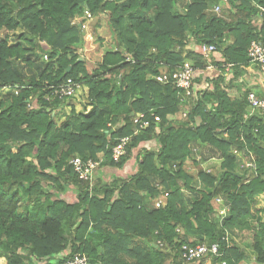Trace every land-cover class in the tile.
Returning <instances> with one entry per match:
<instances>
[{"label":"trees","instance_id":"1","mask_svg":"<svg viewBox=\"0 0 264 264\" xmlns=\"http://www.w3.org/2000/svg\"><path fill=\"white\" fill-rule=\"evenodd\" d=\"M211 1L0 0V90L23 87L0 100V259L65 264L82 254L90 264H165L167 252L153 245L161 240L175 251L184 244H218L224 255L211 264H264V241L254 244L251 262L228 235L251 216L259 229L254 238L264 239L256 207V196L264 194V113L245 119L252 88L240 83L250 65L261 76L248 49L254 40L264 45V0H229L233 10L221 15L210 12L219 0ZM87 10L98 19L106 14L114 29L112 48L94 66L77 52ZM191 41L216 45L215 57L208 62L191 51ZM186 61L197 70L194 87L208 85L196 103L182 106L178 89L155 77ZM227 64L234 68L225 78L221 67ZM68 80L88 88L91 106L72 108L60 123L67 100L46 98ZM138 114L149 121L146 129L134 123ZM126 136L132 142L117 163L113 148ZM149 141L158 149L143 146ZM198 143L210 146L211 155L201 161L192 150ZM235 147L255 154L252 178L237 172ZM100 155L99 167L112 168L135 157L137 171L110 184L96 180L91 188L70 162H99ZM214 155L223 162L207 174L201 163ZM191 159L198 174L187 170ZM181 185L194 192L192 202ZM70 186L77 189L75 203L61 198ZM164 192L166 204L149 211L146 201ZM217 198L229 207L225 218L218 216Z\"/></svg>","mask_w":264,"mask_h":264},{"label":"built area","instance_id":"2","mask_svg":"<svg viewBox=\"0 0 264 264\" xmlns=\"http://www.w3.org/2000/svg\"><path fill=\"white\" fill-rule=\"evenodd\" d=\"M222 11L221 6H215L213 9L214 13L219 14ZM93 18L92 14L87 10L85 12L84 20L85 22L81 23L80 26L83 30L87 29V24ZM87 22V23H86ZM199 52L201 55L208 59L217 52V46L214 44L203 43L199 46ZM248 56L253 63H255L261 73L262 85L264 88V45L261 41H252L248 49ZM45 59H48V56L45 55ZM224 70V77H229L233 71L234 64H227L221 67ZM219 69L218 71L220 72ZM207 70H215L213 65H209ZM207 72V71H206ZM197 74V70L194 67L191 61H186L182 66H179L174 72H162L155 77V80L164 85H171L178 89V96L180 97V102L188 104L190 101L197 102L200 96V92L203 87H194V80ZM83 84L76 82L74 80H68L67 82L60 84L55 87H51L50 93L47 96V101L57 100H69L79 94L83 89ZM14 88H18L17 86ZM198 88V89H197ZM248 102L250 104V110L245 119H248L256 110L264 113V94L258 95L256 92H250L248 94ZM188 106H194L188 105ZM184 119L188 118V110L183 114ZM159 117H155V122H158ZM134 123L140 126L141 129H146L149 126V121L146 120L145 114H138L135 118ZM133 136H126L120 138L118 143L113 148L112 156L115 162H119L124 156L128 153V148L132 142ZM193 153L197 157L198 161L202 160L200 155V148L194 147ZM70 164L74 167V170L80 177V179L90 183V187H93V173L100 163L93 160H84L81 157H76L71 160ZM202 168L204 163H201ZM255 166V165H254ZM210 173V171H209ZM169 197L168 193L164 194V197L159 199L156 203V207L160 208L166 204V198ZM217 203H222L221 198H217ZM224 203V202H223ZM227 214L229 212V207L226 206ZM223 218V214H220ZM220 216V217H221ZM157 234V232H156ZM157 247L160 249H167L166 243L164 241L158 240L156 242ZM179 254L181 256L182 262L184 264H196L197 262L206 261L205 264H210L211 260L216 258H222L224 252L221 250L218 244L208 245V244H198V245H189L184 244L179 249ZM65 264H90L89 258L86 255L76 254L74 257L70 258L65 262Z\"/></svg>","mask_w":264,"mask_h":264},{"label":"rangeland","instance_id":"3","mask_svg":"<svg viewBox=\"0 0 264 264\" xmlns=\"http://www.w3.org/2000/svg\"><path fill=\"white\" fill-rule=\"evenodd\" d=\"M211 2H213V0ZM222 7H223L222 11L218 15L223 14L224 11L229 12L232 10V7L227 8L228 7L227 5H223ZM211 12H213V11H211ZM232 13H233V11H232ZM107 18L108 17L106 14L102 15L101 19L93 17L89 21V23L87 24V29L84 30L85 31V37L83 38L82 43H81L82 45L80 44L81 47H79L77 52H78V54L79 53L82 54L83 58H85L87 60V62L90 66H94L97 63H100L105 52L107 50H109L110 48H112V42H113L112 41V39H113L112 32L114 29H113L112 25L108 22ZM44 60H46V59H44ZM28 74L30 77H32V75H33L30 72ZM225 78H228V77H225ZM16 86L18 87L17 89L16 88H7V89L0 90V100L6 95L18 94V91H20L23 87L18 86V85H16ZM88 92H89L88 88L83 86V89L79 94H77L75 97L67 100L65 102L64 106L59 111L57 121L60 123L63 122L71 114L72 108H75V110L77 112H81L85 108V106L87 108H90L89 106H91V101L89 100ZM235 95H236V93H235ZM182 119L185 120L183 116H182ZM225 136H227V134ZM195 147L200 148V155L201 156L202 155L203 156L204 155H211L208 153V150H210L209 145H205L204 143H201V144L198 143V145H196ZM193 148H192V150H193ZM153 149H155V148H153ZM156 149H158V146L156 147ZM231 154L233 156H235L237 159V167H236L237 172L242 174V175H246L248 178H252L253 176L251 177V168H253V170L255 169V167H254V165H255L254 160L256 159L255 154L253 152H247L246 153V152H244V150H239L236 147L234 149H232ZM99 158H100V161L98 163H102L103 160L105 159L103 155H100ZM222 162H223L222 158L216 157V155H214L213 158L204 162V167L202 170H203V172H205L207 174L215 173L217 170L218 171L220 170ZM128 163L129 162H127L124 166H126ZM130 166H132L131 168L133 170V173H132V170L131 171L128 170V168H129L128 167L127 168L128 172H129L128 177H131L134 173H136V171H137L136 161L134 164L132 163V165H130ZM186 167H187V170L189 167L194 168L195 167L194 159L187 161ZM174 168H176V165H174ZM99 169H103L104 172L106 171V173L108 175H110L113 172L118 173L114 169L118 170V169H123V168H114V167L112 168L109 166L97 167L93 173V183H92L93 185L96 182V172ZM209 171H210V173H209ZM255 176H256V174L254 175V177ZM108 177H107V180L111 181V183L113 182L114 179L119 178L116 175H110ZM181 187H182V191L184 192L185 198L188 201H190L192 199L194 192H190V191H187L186 189H184L185 188L184 185H181ZM200 188H203V185H200ZM116 196H118V195H116ZM256 200H257L256 207L259 210H261L262 213H260V216L262 218V221H264V194L256 196ZM215 207L217 209L219 216H221L220 214L227 216V209H225L226 206L224 205L223 202L222 203H216ZM220 207L223 209V210L221 209L222 211H220ZM248 220H249V222H247L248 225H246V226L242 225L240 227H236L235 232L233 234L231 233V237L235 238L236 240H234V241H236L237 244H239L246 252H248V256L252 260L251 262H254V260L256 259V252H257L256 248L254 247V244L263 242L264 239L262 237L254 238L256 233H259L258 232L259 231L258 224L255 223L256 218L253 219V217L249 216ZM228 235L230 237V232H228ZM168 248L169 247H167V249ZM249 252H250V254H249ZM53 263L56 264L55 261ZM0 264H7V262L4 259H0ZM251 264H253V263H251Z\"/></svg>","mask_w":264,"mask_h":264},{"label":"crops","instance_id":"4","mask_svg":"<svg viewBox=\"0 0 264 264\" xmlns=\"http://www.w3.org/2000/svg\"><path fill=\"white\" fill-rule=\"evenodd\" d=\"M223 6V5H227L228 7L227 8H229V7H232L231 6V4H230V2H229V0H219L216 4H213V3H211V6H210V12L211 11H213V9H214V7L215 6ZM223 8V7H222ZM181 9H180V7L179 6H176V11H180ZM232 10H233V8H232ZM211 13H213V12H211ZM234 13V12H233ZM199 46H200V44H198V43H196V42H193V41H191V43H190V45L188 46V49H190L191 51H194V52H198L199 51ZM216 54V53H215ZM214 54V55H215ZM211 56L210 58H208L207 59V61L208 62H210L211 61V59L213 58V57H215V56ZM83 57V56H82ZM85 59V58H84ZM82 60V59H81ZM211 74V73H210ZM247 74L248 75H244L243 77H241V79H240V83H242L243 81H245V83L243 84L242 83V85H245V84H247V86L246 87H243V90H246V89H251L252 88V92H256L258 95H262V94H264V88H263V85H262V80H261V76H260V74L258 73V69H256V67H254L253 65H250V67L248 68V72H247ZM212 75V74H211ZM208 85V83H207V81H204L203 83L201 82V84L199 85V86H197L198 88L199 87H203L204 88V86H207ZM197 88V89H198ZM183 106V105H182ZM186 107V109L188 110V112H189V110H191V106H185ZM185 113V111L183 112V114ZM183 114H182V116H183ZM199 143H200V141H198ZM146 145H143L144 147H147V148H155L156 149V147H157V143L155 142V141H149V142H147V143H145ZM135 161H136V159H135V157H133L130 161H129V163L126 165V166H124L123 167V169H114L115 171H117L118 173H116V172H113L112 174H110V175H116L117 177H119V179H123V178H127L128 176H129V172H128V170L129 171H131L132 170V166H130V165H132V163L134 164L135 163ZM129 167V168H128ZM127 168H128V170H127ZM134 169V168H133ZM203 169V168H202ZM199 169L197 168V167H194V168H188V171L189 172H191V173H195V174H198L199 173V171H198ZM132 173H133V170H132ZM131 173V174H132ZM110 175H108L107 173H106V171L104 172L103 171V169H99L97 172H96V180H100V181H102V182H104V183H111V181H108L107 180V177L108 176H110ZM119 175V176H118ZM124 175V176H123ZM109 178V177H108ZM114 181V180H113ZM200 185H202V183L201 182H199L198 184H197V189H201L200 188ZM77 189L75 188V187H73V186H70L69 187V189L66 191V192H64L62 195H61V198L62 199H64L66 202H68V203H75L76 201H77V191H76ZM165 193H168V192H164V193H162V196L165 194ZM169 194V193H168ZM161 198H163V197H161ZM161 198H159V199H161ZM158 199V200H159ZM158 200H156V201H154V202H152L151 200H147L146 201V207H147V209L150 211V210H152V209H154V207H156V203L158 202ZM192 200H193V198L191 199V202H192ZM166 202V201H165ZM215 204L217 203L216 201L214 202ZM222 208L220 207V211H222L221 210ZM219 216V215H218ZM246 222H249V220L247 219V220H245ZM257 235H258V233H256ZM230 237H231V234H230ZM198 238H200V239H204L202 236H199ZM232 238V237H231ZM142 244H145V243H142ZM153 245H155V247L156 248H158L157 247V245H156V241H154V243H153ZM147 246H149L148 244H147ZM151 248V247H150ZM149 248V249H150ZM162 251H165V252H167L166 254H167V260H166V263L165 264H184L183 262H182V259H181V256H180V254H179V252H178V250L177 251H175L174 249H170V248H168V249H161ZM248 253V252H247ZM249 254H250V252H249ZM175 258H176V260H175ZM5 260V259H4ZM6 261V260H5ZM176 262H178V263H176ZM205 264L206 263V261H202V262H197L196 264ZM211 264V263H210Z\"/></svg>","mask_w":264,"mask_h":264},{"label":"water","instance_id":"5","mask_svg":"<svg viewBox=\"0 0 264 264\" xmlns=\"http://www.w3.org/2000/svg\"><path fill=\"white\" fill-rule=\"evenodd\" d=\"M70 71V68L67 70V72Z\"/></svg>","mask_w":264,"mask_h":264}]
</instances>
